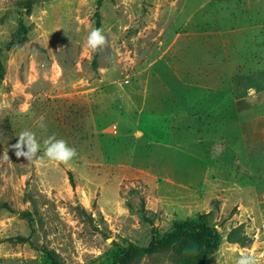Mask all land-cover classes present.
Segmentation results:
<instances>
[{"label":"rangeland","instance_id":"1","mask_svg":"<svg viewBox=\"0 0 264 264\" xmlns=\"http://www.w3.org/2000/svg\"><path fill=\"white\" fill-rule=\"evenodd\" d=\"M0 60V264H51L45 247L112 264L210 211L224 239L208 264L251 252L227 242L240 222L264 264V0H0ZM24 129L31 160L13 147ZM53 134L67 164L43 155Z\"/></svg>","mask_w":264,"mask_h":264},{"label":"trees","instance_id":"2","mask_svg":"<svg viewBox=\"0 0 264 264\" xmlns=\"http://www.w3.org/2000/svg\"><path fill=\"white\" fill-rule=\"evenodd\" d=\"M28 13L32 11V3L27 5ZM96 28H100L101 19L96 12ZM5 68L0 60V81L5 76ZM1 205L7 206V202ZM145 204L142 202V219L153 226V221L145 214ZM213 211L198 213L196 219L176 220L173 222L169 232L161 235L152 227L150 241L147 245H138L128 242L120 247V252L112 264H132L136 259L145 255H152L163 251H170L175 264H208L210 255L217 252L224 237L219 231V226L210 223ZM244 231L242 226L232 228L227 236V241L239 243L241 246H250L252 239ZM43 251L51 264H66L57 252L52 249L43 248Z\"/></svg>","mask_w":264,"mask_h":264},{"label":"clouds","instance_id":"3","mask_svg":"<svg viewBox=\"0 0 264 264\" xmlns=\"http://www.w3.org/2000/svg\"><path fill=\"white\" fill-rule=\"evenodd\" d=\"M105 43V36L101 28H93L87 37V46L92 50L103 46ZM39 127H46L43 117H41ZM45 147L43 155L49 161L56 163L67 164L76 155L77 151L74 147L70 146L66 140L57 138L54 134L49 136L44 141ZM16 149V156H23L27 160H31L37 156L38 151L41 150V145L35 137V133L29 129H24L18 134V140L13 145ZM257 257L252 253H242L235 261V264H257Z\"/></svg>","mask_w":264,"mask_h":264},{"label":"crops","instance_id":"4","mask_svg":"<svg viewBox=\"0 0 264 264\" xmlns=\"http://www.w3.org/2000/svg\"><path fill=\"white\" fill-rule=\"evenodd\" d=\"M243 214V213H242ZM242 217V216H241ZM239 218V219H241L242 220V218ZM243 222H240V223H238V224H235V227L238 225L239 226V224H242ZM246 233H249L248 231L246 232ZM258 235H259V233H256L255 234V238L256 237H258ZM227 242H229V241H227ZM223 243V242H222ZM229 244L230 245H235V246H237V245H239L240 246V248H241V250H247V251H253L257 246H258V239H255V241L253 242V240H252V244L250 245V246H241L239 243H231V242H229ZM222 245V244H221ZM221 247V246H220ZM219 250H220V248H219ZM254 252V251H253ZM216 253V252H215ZM214 253V254H215ZM213 255V254H212ZM210 257H211V255H210ZM209 257V258H210Z\"/></svg>","mask_w":264,"mask_h":264}]
</instances>
